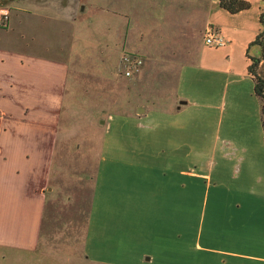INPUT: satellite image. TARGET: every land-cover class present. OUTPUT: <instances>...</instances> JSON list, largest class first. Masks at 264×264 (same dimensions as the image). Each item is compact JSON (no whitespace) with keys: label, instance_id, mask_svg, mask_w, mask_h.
Wrapping results in <instances>:
<instances>
[{"label":"crops","instance_id":"crops-1","mask_svg":"<svg viewBox=\"0 0 264 264\" xmlns=\"http://www.w3.org/2000/svg\"><path fill=\"white\" fill-rule=\"evenodd\" d=\"M157 1H0V12L7 15L0 26V247L32 250L37 245L58 113L72 96L87 94L80 90L94 72L105 80L118 67V59L110 56L141 48L137 39L155 22L152 16L168 10ZM202 1L204 13L208 5L218 4ZM97 26L101 36L94 33ZM204 52L195 63L216 79L230 77L231 94L244 92L260 108L247 69L235 73L204 65L201 61L211 58ZM191 63L182 62L179 70ZM182 80L176 81L174 104L137 105L135 115L119 121V140L128 150L115 155L103 139L88 216L90 259L105 264H249L264 259L258 253L264 242V200H240L244 188L232 189L244 193L233 195L237 211L221 220L232 223L229 233H205L204 218L197 228L192 222L191 179L207 180L208 174L190 168L192 157L200 159L206 147L196 151L191 146L187 118L198 109L186 105L202 100L198 91L186 92ZM106 161H133L137 167L110 168ZM203 165L206 169V158Z\"/></svg>","mask_w":264,"mask_h":264},{"label":"rangeland","instance_id":"rangeland-1","mask_svg":"<svg viewBox=\"0 0 264 264\" xmlns=\"http://www.w3.org/2000/svg\"><path fill=\"white\" fill-rule=\"evenodd\" d=\"M242 1L248 3V8L235 13L216 2L211 8L208 5L204 13L202 0L157 1L168 10L164 15L152 16L155 22L150 23L151 28H144L141 38L137 39L141 48L124 49L120 54L110 56L112 60L118 59V67L108 71L105 80L94 72L88 87L80 90L87 94L72 96L58 113L37 245L32 250L0 247V264H105L90 259L86 252L94 175L103 139H108V148H115L111 151L115 155L121 148L128 150L119 140V121L135 115L137 105L166 107L174 104L176 81L180 78L185 80L186 92L198 91L199 100H202L200 104L186 105L187 110L188 107L198 109L187 118L191 146L196 151L206 147V154L200 159L193 160L192 157L190 168L208 174L207 180L191 179L195 186L191 205L193 224L197 228L204 220L205 233L210 234L209 229H213V233H229L232 223L225 224L226 221L221 220L237 211L233 195L244 193L233 191V188L245 189L246 195L239 196L240 200H264V131L260 100L259 108L257 103L254 106L248 102L244 92L231 94L230 77L216 79L205 66L195 63L198 55L205 51L211 58H204L201 61L204 65L235 73L247 69L246 53L254 56L258 51L257 45L249 47V44L262 28L259 16L264 0ZM98 28L94 33L101 36ZM208 32L221 37L224 45L205 44L204 37ZM226 54L230 55L229 59ZM125 57L140 60L138 71L129 77L122 72ZM182 62L194 63L181 71ZM257 71L264 74V63ZM124 128L125 125L123 135L127 134ZM126 129L132 132L128 127ZM203 158H206V169ZM106 164L110 168L128 170L137 167L133 161L127 165L124 161H106ZM213 239L217 241L215 237ZM262 244L258 253L264 256V242ZM201 255L195 256L201 260ZM190 259L193 262L192 255ZM249 264H264V259L259 257L250 260Z\"/></svg>","mask_w":264,"mask_h":264},{"label":"trees","instance_id":"trees-1","mask_svg":"<svg viewBox=\"0 0 264 264\" xmlns=\"http://www.w3.org/2000/svg\"><path fill=\"white\" fill-rule=\"evenodd\" d=\"M218 4L230 13L238 12L249 6L247 2L242 0H218ZM259 19L262 28L257 33L254 40L250 42L249 47L251 45H257L260 49V54L258 56H252L247 52L246 55L249 59L247 71L248 74L252 75L254 80V93L261 102V123L264 131V74L261 75L259 71H257L258 66L264 63V8L260 12Z\"/></svg>","mask_w":264,"mask_h":264},{"label":"built area","instance_id":"built-area-1","mask_svg":"<svg viewBox=\"0 0 264 264\" xmlns=\"http://www.w3.org/2000/svg\"><path fill=\"white\" fill-rule=\"evenodd\" d=\"M7 23V15L6 13L0 12V26H4ZM204 41L208 45H215V46H223L224 41L221 37H215L212 33L208 32L205 35ZM140 60L133 57H125L124 64L122 68L123 75L129 77L133 75L136 71H138Z\"/></svg>","mask_w":264,"mask_h":264},{"label":"water","instance_id":"water-1","mask_svg":"<svg viewBox=\"0 0 264 264\" xmlns=\"http://www.w3.org/2000/svg\"><path fill=\"white\" fill-rule=\"evenodd\" d=\"M138 111H142V109L141 110H138Z\"/></svg>","mask_w":264,"mask_h":264}]
</instances>
